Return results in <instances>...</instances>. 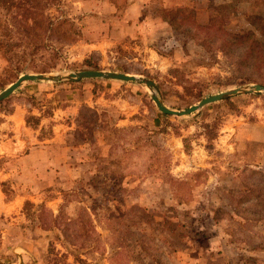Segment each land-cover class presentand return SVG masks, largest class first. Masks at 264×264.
<instances>
[{"label": "rangeland", "instance_id": "obj_1", "mask_svg": "<svg viewBox=\"0 0 264 264\" xmlns=\"http://www.w3.org/2000/svg\"><path fill=\"white\" fill-rule=\"evenodd\" d=\"M66 1L59 10L72 19L78 39L62 45L53 33V51L19 63L11 57L20 50L0 45V88L25 74L20 69L54 66L38 73L52 75L93 70L84 63L88 58L97 71L149 79L163 104L176 110L229 89L264 85V69L251 62L238 66L245 43L217 52L210 68L196 66L207 57L205 39L191 29L193 21L206 24L217 11L235 13L226 26L232 33L262 27L264 0ZM48 13L51 20L59 17L55 8ZM12 15L0 7V34L6 25L15 31ZM255 37L253 55L262 56L264 31ZM237 96L234 110L217 102L190 116L164 118L141 84H23L4 106L12 113L0 110V264H47L46 232L31 227L22 208L44 204L55 215L67 191L77 193L65 209L70 216L78 207L101 204L119 216L109 221V212L99 208L98 219L92 216L100 250L81 255L88 262L264 264V198L256 195L264 187V95ZM83 107L100 119L87 125L91 113L78 118ZM27 117L38 118V127L27 126ZM215 123L209 142L206 126ZM111 228L127 245L118 261L110 260ZM56 248L64 252L59 243ZM67 263L78 264L71 257Z\"/></svg>", "mask_w": 264, "mask_h": 264}, {"label": "trees", "instance_id": "obj_2", "mask_svg": "<svg viewBox=\"0 0 264 264\" xmlns=\"http://www.w3.org/2000/svg\"><path fill=\"white\" fill-rule=\"evenodd\" d=\"M66 4V0H0V7L6 9L8 12H12L13 24H11V26L15 29L13 32L12 29H9V27L6 25L5 29L2 30V32L4 31L6 34H2V32L0 34L1 48H3V46H12L13 48L20 50L21 56H18L16 55L17 53H14L13 57H11L13 60L19 63L25 58H29L31 61V58L40 52L48 50L49 47V49L53 51L51 44L48 43V40H50L49 38L53 33H57L59 35L57 40L59 44L70 45L74 43L80 36V32L77 31L72 19L67 15H64L62 10H59ZM51 8H55V11L59 14V17H56L53 20H51L50 14L48 13ZM234 17L235 13L232 11H230L228 14H223L217 11V14L212 15L206 24L201 25L196 23V21L192 22L191 29L194 31V34L205 39L204 50L207 54V57H204L195 63L196 66L208 68L212 67L213 65L217 64V52H223L224 48L233 46L235 47V45H237L239 42L243 44L245 43V51L247 54L244 58H240L238 60V66H245L251 62L257 70L264 69V55H253L256 53L255 51L257 49L255 32L257 30L263 32L264 25L262 27L255 25L252 27V30L240 31V33H232L227 29L226 26L227 23H231ZM12 32L13 34H11ZM2 38H7L6 43L2 41ZM9 50L12 52L14 51L12 48ZM84 63L89 69L96 71L99 70L97 63L91 61V58L86 59ZM55 69L56 67L54 66H48L38 71L20 69L18 74L47 73L54 71ZM124 72L127 73L125 70ZM180 78H184L182 73H180ZM5 88V86L1 87L0 91ZM20 88L16 92H18ZM16 92L0 102V110H3V112H5L7 115L12 113V109L4 108V106H6V104L13 98ZM235 98H239V96L222 100L219 103L230 105L229 108L234 110V107H231V102ZM210 106L216 105L212 104ZM86 108L87 107H83L79 111L78 118L82 117L84 112H89V114L91 113L90 115H92V117H90L89 120L86 119L87 125L96 121V119H100L98 118L99 116L95 111ZM52 109V107H49L45 109L43 113L47 114ZM38 110L41 111L42 108L40 107ZM161 116L164 118L171 117L164 114H161ZM2 122L3 120L0 118V124ZM25 122L27 126H33L35 128H37L39 125V119L34 117H27ZM216 125L217 124L215 123L210 129H208V126H206L207 131H205L204 135L209 142L216 137ZM119 131L120 130L114 128H110L109 130V132L113 134L119 133ZM157 132L164 133L166 131L165 129H160ZM183 142L185 143L186 140L184 139ZM187 148L188 146L185 144V150H187ZM256 195L257 198H264V187L259 189ZM76 198L77 193L75 191L63 192L64 204L59 207V211L55 215L49 209H47L44 204L35 206L30 202H25L23 205L22 212L28 220L30 226L46 232V238L48 237L45 256L47 264H68L67 260L69 257L73 258V260L78 264H98L99 262H88L86 259L81 258V255L83 254L94 256L93 254L99 253L100 250V236L95 230L92 216L98 219L99 215L97 210L99 208L105 212H109V221L114 222L119 219V216L114 217V215L111 214L110 210L105 207L104 204H101L100 207H94V205H92L89 209L86 207H78L75 209L74 215L70 216L66 213L65 209L67 204L75 202ZM111 231L116 235V237L115 243L111 245L110 260L113 259L118 261L126 250L127 245L120 230L118 231L114 228H111ZM56 242L61 245V247L64 249V252L57 250ZM140 244L141 243L135 242L137 247H139Z\"/></svg>", "mask_w": 264, "mask_h": 264}, {"label": "water", "instance_id": "obj_3", "mask_svg": "<svg viewBox=\"0 0 264 264\" xmlns=\"http://www.w3.org/2000/svg\"><path fill=\"white\" fill-rule=\"evenodd\" d=\"M84 79H106L116 80L120 82H130L144 85L149 93L152 102L156 108L164 115L175 116V117H186L192 114L200 112L204 107L213 103L220 102L222 100L237 96V95H264V86L259 84H250L242 87L229 89L218 94L206 97L198 101L196 104L189 106L184 110L170 109L163 104L161 99L158 97L157 88L155 84L149 79L125 74L115 71H79V72H62L56 75L52 74H22L16 81L9 84L5 89L0 91V102L5 100L11 94L16 92L23 84L30 82H78Z\"/></svg>", "mask_w": 264, "mask_h": 264}]
</instances>
